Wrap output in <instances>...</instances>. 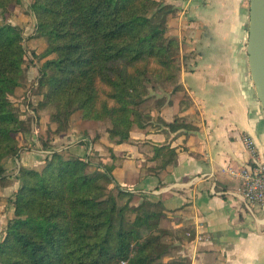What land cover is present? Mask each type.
<instances>
[{
  "label": "trees",
  "instance_id": "1",
  "mask_svg": "<svg viewBox=\"0 0 264 264\" xmlns=\"http://www.w3.org/2000/svg\"><path fill=\"white\" fill-rule=\"evenodd\" d=\"M21 0H0L5 15ZM32 39L46 47L36 57L28 111L23 119L10 99L25 87L28 49L23 31L0 16V179L4 161L20 152L17 135L39 124L50 110L56 124L46 136L67 132L71 118L108 122L115 144L130 141L133 130L151 126L142 107L158 87L180 90V43L168 35L176 12L160 0H31ZM29 39V38H28ZM170 92V91H169ZM30 98V97H28ZM49 111V112H50ZM191 127L176 119L171 132ZM157 170L177 160V152L155 146ZM90 160L52 151L40 171L23 169L10 200L14 217L0 242V264H187L172 258L163 241V204L139 199L114 187L111 168L92 170Z\"/></svg>",
  "mask_w": 264,
  "mask_h": 264
},
{
  "label": "crops",
  "instance_id": "2",
  "mask_svg": "<svg viewBox=\"0 0 264 264\" xmlns=\"http://www.w3.org/2000/svg\"><path fill=\"white\" fill-rule=\"evenodd\" d=\"M177 2L179 18L170 20L169 26L176 28L174 35L192 43L182 48L187 61L180 73V90L155 95L151 126L133 130L130 141L122 144L113 143L101 123L79 120L67 132L52 135L49 146L44 147L39 133L46 136L57 126L50 122L48 110L40 111L39 124L16 136L18 155L4 161L0 242L14 217L10 200L20 186L21 171H40L49 153L58 151L90 160L92 170L111 168L114 182L110 188L161 202L167 227L177 237L175 258L187 264H264V207L248 211L237 196L226 194L236 193L240 187L233 171L264 160V115L245 46L249 2L174 0L170 4L175 10ZM32 40L40 42L41 50L46 47L43 40ZM25 67L27 84L31 71L32 78L36 77L37 66ZM25 87L17 90L12 101ZM176 119L191 128L171 132L169 125ZM246 138L254 142V149L248 148ZM166 145L177 152V160L158 171L153 148Z\"/></svg>",
  "mask_w": 264,
  "mask_h": 264
},
{
  "label": "rangeland",
  "instance_id": "3",
  "mask_svg": "<svg viewBox=\"0 0 264 264\" xmlns=\"http://www.w3.org/2000/svg\"><path fill=\"white\" fill-rule=\"evenodd\" d=\"M160 1L164 2V4L171 5L170 3L174 0H160ZM248 2H249V0H248ZM30 4H31V0H21L20 4H15L13 7L10 8V10L5 15L1 14V11H0V16L2 17V19L4 18V20L8 23H11L10 21L14 20L12 22V23H14L13 25H18L22 29L23 37L25 38L24 44L28 49V54H27V59H26L27 67H31V66L35 67V64L38 65V61H37L36 57L34 56L33 52H35V55H38L39 53H41L42 50H41L40 42L34 43L35 41L32 40V33H33L34 27H35V19L32 15L31 10H30ZM176 5L178 6L175 10L176 12L170 18V20H174V22L177 20V18H179L178 12L181 9L179 2H177ZM248 6H249V4H248ZM170 20H169V22H170ZM17 23H20V24H17ZM174 26H176V25H174ZM248 28H249V22L246 25V32L247 33H248ZM174 30H176V28L173 26L170 27L169 23H168V35L176 38L180 43V60H181V66L183 68V65H185V60L187 61V59H186V56L184 57L182 55V48H183V46L190 45L192 43L188 42L189 39H186V38L180 39L178 36L174 35L172 33V31H174ZM215 32L217 33L216 28H214V33ZM28 38H29V40H28ZM216 40H217V38L213 37L214 44H216ZM247 40H248V36L246 38V45L245 46H247ZM29 44H31V45H29ZM187 68H188V66H187ZM185 69H186V67H185ZM181 72H182V69H181ZM29 77L31 79H30V81L27 82L26 87L24 88L25 90H22L18 97H13V101H14L13 103H14L15 108L19 111L20 115H22L24 117H26L29 114V111L27 108V104L29 102V99L30 100L32 99V101H36L39 98V97L33 96L32 94H28V90H29V87L31 84L30 82L33 81V79H34V78H32L33 77L32 71H31V74L29 75ZM179 78H180V75H179ZM158 90H159L158 92H156V91L151 92L152 93L151 95L153 97L147 103H145L143 105V107H142L143 111L144 110L145 111H147V110L151 111L152 108L156 107L157 98L155 95L162 93V92L168 93V91H171V88L165 89V88L158 87ZM28 97H30V98H28ZM11 98H12V96L10 97V99ZM50 113H51V111H50ZM50 113H49V115H50ZM79 120L83 121L81 114L80 113L74 114L71 118L70 127L72 125V122L76 123ZM98 123H101L100 124L101 129H103V127H104L106 129V132H107V130L110 127V124L108 122H98ZM108 190L113 191L114 188H110V186H108ZM162 228L168 232V234L163 237V241L169 246L170 257L175 258L177 247L175 246V240L174 239L177 237L174 234V232L167 227V221L163 222ZM164 263H165V261L163 262V264Z\"/></svg>",
  "mask_w": 264,
  "mask_h": 264
},
{
  "label": "water",
  "instance_id": "4",
  "mask_svg": "<svg viewBox=\"0 0 264 264\" xmlns=\"http://www.w3.org/2000/svg\"><path fill=\"white\" fill-rule=\"evenodd\" d=\"M246 53L251 80L264 115V0H249Z\"/></svg>",
  "mask_w": 264,
  "mask_h": 264
},
{
  "label": "built area",
  "instance_id": "5",
  "mask_svg": "<svg viewBox=\"0 0 264 264\" xmlns=\"http://www.w3.org/2000/svg\"><path fill=\"white\" fill-rule=\"evenodd\" d=\"M30 112V111H29ZM32 115L33 113L30 112ZM245 142L250 150L254 149V142L246 138ZM52 151L49 153L51 154ZM232 174L238 177L240 187L235 192H227V195L237 196L244 208L252 211L253 207H264V160H256L253 164L247 165ZM190 233H188V236ZM201 240V237H198Z\"/></svg>",
  "mask_w": 264,
  "mask_h": 264
}]
</instances>
